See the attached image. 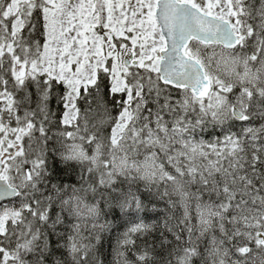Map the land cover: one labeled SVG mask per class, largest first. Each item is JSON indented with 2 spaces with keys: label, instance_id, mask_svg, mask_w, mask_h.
Returning a JSON list of instances; mask_svg holds the SVG:
<instances>
[{
  "label": "snow or ice",
  "instance_id": "obj_1",
  "mask_svg": "<svg viewBox=\"0 0 264 264\" xmlns=\"http://www.w3.org/2000/svg\"><path fill=\"white\" fill-rule=\"evenodd\" d=\"M0 264H264V0H0Z\"/></svg>",
  "mask_w": 264,
  "mask_h": 264
}]
</instances>
